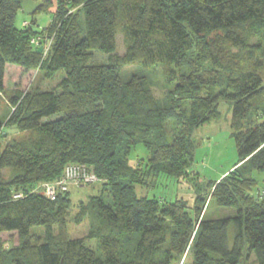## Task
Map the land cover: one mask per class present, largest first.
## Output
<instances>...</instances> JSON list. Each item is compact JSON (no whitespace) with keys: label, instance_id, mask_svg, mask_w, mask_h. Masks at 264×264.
<instances>
[{"label":"trees","instance_id":"obj_1","mask_svg":"<svg viewBox=\"0 0 264 264\" xmlns=\"http://www.w3.org/2000/svg\"><path fill=\"white\" fill-rule=\"evenodd\" d=\"M23 1L0 0V93L11 71L14 85L24 77L29 84L39 68L64 76L50 90L16 89L15 109L0 121V137L8 127L33 133L4 145L0 138V264H178L186 253L193 264H247L253 256L264 264V195L251 193V172L264 171V114L251 121L264 93V42L244 30H264V0H56L48 28L35 30L34 20L21 30ZM43 1L37 12L52 2ZM214 32L220 41L210 44ZM120 33L130 41L123 56L116 55ZM38 36L52 39L47 63L32 42ZM99 54L109 58L98 61ZM204 61L212 68L206 73ZM139 62L166 68L175 83L167 102L144 76L125 79L123 68ZM222 100L233 104L239 161L214 181L211 199L236 214L206 218V197L189 205L138 191L155 188L158 175H185L193 133L218 115ZM139 144L149 156L133 166L129 156ZM70 163L90 167L111 198L93 194L76 215L93 216L86 237L98 249L66 230L75 185L54 199L34 191L60 179ZM8 168L14 172L5 177ZM35 228L44 238L34 240ZM7 233L19 239L9 249Z\"/></svg>","mask_w":264,"mask_h":264},{"label":"rangeland","instance_id":"obj_2","mask_svg":"<svg viewBox=\"0 0 264 264\" xmlns=\"http://www.w3.org/2000/svg\"><path fill=\"white\" fill-rule=\"evenodd\" d=\"M51 1L52 2L48 8L39 10L35 14H28L20 11L16 19L17 28L22 30L24 21H28L30 23L34 20H37L35 30L48 28L53 20L55 11L54 6H56V0ZM244 30L246 33H250L252 41L262 40L264 42V30L258 29L253 25L245 27ZM42 39L44 43L40 45L43 46V51L41 53L44 56L42 57V60L47 63L48 61H46V58L50 51L49 48L52 39L45 37ZM216 40L220 41L219 34L216 32L207 35V41L210 44H214ZM129 44L130 41L127 40L123 33H120L118 36L116 55H125ZM97 58L98 61L105 62L109 56L99 54ZM200 68H202L201 71L204 73H206L207 70H212L210 62L208 61L201 62ZM134 73L144 76L145 82L150 86L159 101L167 102L170 99L171 90L174 88L175 83H169L166 76V68L155 66L147 69L144 68L141 62L131 64L123 68V75L125 79L130 78ZM46 75L47 70L39 68L33 76H31L29 84L28 80L24 77L21 79L19 84L14 85V73L11 71L9 73L10 82L8 88L6 91L0 93V121L6 122L10 119V116L15 109V106L11 103V99L21 95V92L16 89L23 87V90L29 89V93L40 90H50L55 88L64 76L62 72L56 73L53 77ZM219 89L220 88L218 87L217 91ZM204 93H207V90L203 91V94ZM255 106L257 108H255L256 112L251 117L252 122H257L259 117L264 114V93L256 99ZM217 110L218 115L216 117L196 129L193 133V138L196 142L194 161L192 164L190 163V167L186 169L185 175L178 179L165 174L158 175L155 180V188L147 192L146 190H141L140 187H138V191H141V193H148L150 196H154L156 198H162L164 201H172L175 200L176 197L183 198L188 201L189 205H193L194 200L198 195L200 197H206L205 208L203 211V216L206 218H218L236 214L234 208L220 207L215 200L211 199L214 181L220 179L226 172L234 169L239 161L236 138L233 135L232 127L233 104L222 100ZM174 125L175 124L171 122L170 127L174 128ZM32 135L33 133L30 131L20 132L16 129V127H8L5 131H3L0 138L1 143L4 145L12 140L30 138ZM148 156V149L143 144H139L133 148L129 156L130 164L136 166L141 159L145 160ZM13 172L14 171L12 169L8 168L3 170L2 174L5 177H9L13 174ZM251 176L257 181V186L253 188L251 193L252 195H256L258 198H261L264 195V171L253 170L251 172ZM85 185H80L79 187H77V185H71V197L73 201L68 216L66 230L69 235L73 237L86 238L88 245L98 249L97 240L88 239L86 237L91 224L93 223V216H85L80 221H77L76 215L80 211L82 204L90 203V197L93 194L103 195L107 202H110L111 198L108 191L102 192V190H100L101 183L95 182L89 183L87 186ZM89 208L92 207L89 206ZM55 233L59 236L60 228L58 226L55 227ZM32 234L34 240H41L44 238V229L35 228ZM2 237L6 240L5 247L7 249L19 242L16 234H2ZM256 263L257 261L254 256L247 262V264ZM178 264H193V257L191 253H186Z\"/></svg>","mask_w":264,"mask_h":264},{"label":"built area","instance_id":"obj_3","mask_svg":"<svg viewBox=\"0 0 264 264\" xmlns=\"http://www.w3.org/2000/svg\"><path fill=\"white\" fill-rule=\"evenodd\" d=\"M28 23L25 22L24 25ZM32 42L37 46L44 44L40 36L33 38ZM98 181L99 178L96 173L87 165L70 163L66 166L64 174L60 179L41 183L34 191H40L46 197L54 199L59 192L68 191L71 185L80 186ZM14 197H21V193L15 194Z\"/></svg>","mask_w":264,"mask_h":264},{"label":"water","instance_id":"obj_4","mask_svg":"<svg viewBox=\"0 0 264 264\" xmlns=\"http://www.w3.org/2000/svg\"><path fill=\"white\" fill-rule=\"evenodd\" d=\"M43 5V0H24L22 4V11L28 14H35ZM37 51L41 53L43 51V46L38 47Z\"/></svg>","mask_w":264,"mask_h":264},{"label":"crops","instance_id":"obj_5","mask_svg":"<svg viewBox=\"0 0 264 264\" xmlns=\"http://www.w3.org/2000/svg\"><path fill=\"white\" fill-rule=\"evenodd\" d=\"M44 2V1H43ZM24 22H28V21H24ZM3 172V171H2Z\"/></svg>","mask_w":264,"mask_h":264}]
</instances>
